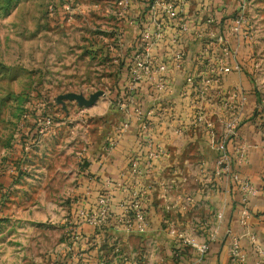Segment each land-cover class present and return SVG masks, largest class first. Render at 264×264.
<instances>
[{"label": "crops", "instance_id": "1", "mask_svg": "<svg viewBox=\"0 0 264 264\" xmlns=\"http://www.w3.org/2000/svg\"><path fill=\"white\" fill-rule=\"evenodd\" d=\"M151 1L155 8L141 15L143 0H129L125 38L135 50L141 21L160 31L148 53L151 67L159 60L167 64V87H156V69L142 71L129 90L128 62L124 64L117 96L120 130L109 132L99 149L86 151L87 162L77 176L80 198L91 212L101 215L98 199L108 194L110 219L103 226L81 219L77 227L71 226L75 234L70 243H55L64 250L55 251L45 263L227 264L235 236L240 264H264V125L259 123L264 110L251 82L250 43L232 29L235 12L242 3L246 10L247 0H173L175 17L167 14L166 0ZM219 34L235 48L227 60L239 68L216 80L205 59L218 61L222 55L220 41L212 39ZM188 73L194 74V84L185 81ZM236 88L245 93V100L227 141L229 165L215 175L218 152L196 115L204 110L217 134L225 131V110L237 102ZM243 143L244 154L238 147ZM240 177L254 187L246 201L247 214L240 209ZM130 196L145 209L143 229ZM186 237L207 241L204 257L198 258L197 247ZM180 243L182 256L174 254Z\"/></svg>", "mask_w": 264, "mask_h": 264}, {"label": "rangeland", "instance_id": "2", "mask_svg": "<svg viewBox=\"0 0 264 264\" xmlns=\"http://www.w3.org/2000/svg\"><path fill=\"white\" fill-rule=\"evenodd\" d=\"M129 8V0H0V264H46L82 218L109 221V200L102 215L91 212L77 176L86 151L120 130L117 96L135 48L125 38ZM243 14L264 110V0H247ZM98 88L90 105L57 99ZM227 264H240L230 248Z\"/></svg>", "mask_w": 264, "mask_h": 264}, {"label": "built area", "instance_id": "3", "mask_svg": "<svg viewBox=\"0 0 264 264\" xmlns=\"http://www.w3.org/2000/svg\"><path fill=\"white\" fill-rule=\"evenodd\" d=\"M164 7L169 16L171 17L176 16L177 8H176V3L174 4L173 0H166L164 2ZM154 8H155V1L151 3L150 11H152ZM243 10H244V6L242 3L241 7L237 10L234 17L232 18V29L237 33L238 32L242 33L241 24L244 21ZM156 36L157 37L160 36V31L158 30L152 31L150 26H148V24H145L144 27L141 29L138 46L134 50V53L131 55L132 65L128 67L127 85L129 87V90H133L136 87V82L141 77L142 71H145L147 73L156 69L160 70L155 81L156 87L158 89H164L167 87V78L165 75V69L167 67V64L164 61L159 60L155 63L154 67H151L152 62L148 50L153 45V43L156 42L157 39ZM212 39H210L209 44H212L213 40L220 41L222 48V55L218 58V61L217 60L212 61L211 59H207V60L205 59V61H208L207 68L209 69V71L217 74L215 76V79L217 80L219 74L227 73L231 71V69L233 68H239V66L236 63L231 64V62L227 60L229 55L232 54V51L233 53L235 51V48L232 47L228 37L224 36V34H219L215 37V39L213 40ZM205 47L208 48V45H205ZM200 56L201 57L203 56L202 53L200 54ZM185 81H187L190 84L191 83L194 84L195 83L194 74L188 73L185 77ZM234 94L235 96L237 95L238 100L237 102L235 103L232 102L231 105H228L229 107L231 106L230 109H227V111L225 110L226 129L222 133L217 134L213 122L211 121V119L206 118L204 110L203 111L199 110L196 115L197 121H200L204 124L206 134L209 137L210 146L218 151L215 159V166L220 169H223L224 167L227 168L229 165V155L227 153V141L229 134L234 133L237 127L238 116H239V110L237 111V108H239L245 100V93L239 91L237 88L235 89ZM234 108L236 110L232 111ZM238 147L240 149V152L244 154L246 145L243 143ZM238 182H239V186L241 187V190L243 191L241 196V203L243 205L241 206L240 209L243 214H247L248 210H247L246 201L248 200L249 193L254 192V187L249 181V179L244 177H240ZM98 202L100 204L99 212L102 215V213H104L107 209L106 208L107 195L102 193L98 199ZM132 203L133 205L136 206V218L138 220V227L139 229H143L145 225V209L142 206V202L137 198H135L134 202ZM81 213L84 214L82 210ZM82 219L86 220V218H82ZM87 221L96 223V219H87ZM185 240L195 245L200 252H203L208 249L207 241H197L193 237H188V238L186 237ZM230 243H231L230 250L232 251V253H234L235 258L237 257V259H239L238 238L233 236L231 238Z\"/></svg>", "mask_w": 264, "mask_h": 264}, {"label": "water", "instance_id": "4", "mask_svg": "<svg viewBox=\"0 0 264 264\" xmlns=\"http://www.w3.org/2000/svg\"><path fill=\"white\" fill-rule=\"evenodd\" d=\"M102 93H104V90L102 88L93 90L92 92L89 93L88 96L85 95L83 92L68 90L59 93L57 95V99L60 100L61 98H75L80 104L90 105Z\"/></svg>", "mask_w": 264, "mask_h": 264}, {"label": "trees", "instance_id": "5", "mask_svg": "<svg viewBox=\"0 0 264 264\" xmlns=\"http://www.w3.org/2000/svg\"><path fill=\"white\" fill-rule=\"evenodd\" d=\"M151 3H152V1L151 0H143V6H142V8L143 9H141V15H144L145 13H147L149 10H150V5H151ZM141 23H142V25H141V27L143 28L144 27V25H145V22L143 21H141ZM134 52H132V54H133ZM127 65H128V63H127ZM256 111L258 112L259 111V109L257 108L256 109ZM262 115V114H261ZM260 115V116H261ZM259 116V117H260ZM259 123L261 124V126H263L264 125V118L263 117H261V119L259 120ZM184 244H182V243H180V244H178L176 247H175V252H174V254H178L179 256H182V253H183V250H184V246H183Z\"/></svg>", "mask_w": 264, "mask_h": 264}]
</instances>
